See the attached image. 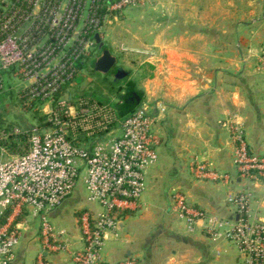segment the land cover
Segmentation results:
<instances>
[{
	"label": "crops",
	"instance_id": "1",
	"mask_svg": "<svg viewBox=\"0 0 264 264\" xmlns=\"http://www.w3.org/2000/svg\"><path fill=\"white\" fill-rule=\"evenodd\" d=\"M127 14L131 23L121 21L110 27L105 25L108 20L99 37L117 66L119 56L106 48L108 32L125 50L147 54L140 66L147 67L148 75L143 67L133 75L141 83L136 87L141 93L138 107L145 105L157 116L158 159L146 174L139 210L127 212L117 233L107 235L102 260L105 264L124 260L245 264L235 244L209 237L202 222L189 230L178 221L170 211V189L179 186L190 207L228 219L227 195L249 190L252 216L264 222V185L249 184L237 176L233 146L222 125L230 119L241 123L249 149L255 155L264 154V0H156L147 12L137 13L138 19H133L134 10ZM83 72L84 68L80 75ZM5 83L0 105L10 95L20 104L9 74ZM193 160L228 175L229 181L197 179L189 170ZM87 207L86 192L79 183L63 205L49 214L65 243L63 251L47 256L50 264H73L72 252L82 247L76 213ZM19 228L21 238L11 264H35L41 246L38 221L28 219Z\"/></svg>",
	"mask_w": 264,
	"mask_h": 264
},
{
	"label": "built area",
	"instance_id": "2",
	"mask_svg": "<svg viewBox=\"0 0 264 264\" xmlns=\"http://www.w3.org/2000/svg\"><path fill=\"white\" fill-rule=\"evenodd\" d=\"M150 4L149 0H0V96L9 74L23 108L37 104L35 109L45 118L31 129H14L13 134L26 137V148L0 162V264H11L21 238L19 224L28 219L38 221L41 246L35 264H50L47 256L65 249L63 232L55 230L49 214L79 183L89 207L76 213L82 247L72 252L73 264H105L102 250L107 235L117 233L127 212L140 208L146 174L158 159L157 116L145 105L138 107L104 137L77 146L67 136L75 132L76 121H85L92 111L58 94L80 76L78 63L95 55L94 36L100 35L108 16ZM222 125L233 146L237 176L264 185V154L249 149L241 123L230 119ZM189 170L200 180L230 179L197 160L189 163ZM225 206L231 219L190 207L179 186L170 189L171 214L189 230L202 222L206 235L235 244L245 264H264V222L251 214L249 190L227 195Z\"/></svg>",
	"mask_w": 264,
	"mask_h": 264
},
{
	"label": "rangeland",
	"instance_id": "3",
	"mask_svg": "<svg viewBox=\"0 0 264 264\" xmlns=\"http://www.w3.org/2000/svg\"><path fill=\"white\" fill-rule=\"evenodd\" d=\"M149 1L151 2V4L148 5L146 8L144 7L143 9L134 10L136 15H134L133 19H138L139 13L147 12V9L151 7L152 3L155 4L156 2V0H149ZM127 12L128 11H124L123 13H120V15H116V16L115 15L108 16L106 21L109 20V22H107L105 25L106 26L109 25L111 27L117 22H121V21L124 22L125 24L131 23L130 19L132 17H130V15H128ZM113 18H116V20H113ZM105 39H106L105 43L108 46L106 48H109V50H111L112 52H115L117 56H119L118 65L122 66L123 69L128 72V76L126 77L128 81L136 80V74L133 75V72L137 71L139 67H143V69L145 68L144 71H145V74H147L146 72L147 67H144V65L140 66V63L144 60V58L147 55L146 53L142 52L141 50L140 51H131L129 49L125 50L126 46L123 47L117 42L116 36L113 34V32H110V33L108 32V35L107 37L105 36ZM126 45L130 47L129 44H126ZM96 57L98 56L97 55L94 56L91 60H94ZM78 78H80L81 81L78 82L76 80L74 84L69 88V90L72 91L73 93H81V92L94 93L98 97H106L110 99V101L114 104H117V105L121 104V100H118L114 96L107 94V86L106 84H103V81L106 78L105 74L98 73V72L91 74V72L89 73V71H86V72H83V74L80 75ZM140 86H141V83L140 81H138L136 83V87L139 89ZM121 93L122 95L124 94V92H121ZM22 107L23 106H21L18 103V101L14 99V96L12 95H10V97L8 96V98L5 99V103L2 106L0 105V135L1 136L3 135L2 137L0 136V141H2V139H6L5 137L9 134V132H12L16 128L31 129L41 124V121H39V117L42 115L43 113L42 111L41 112L38 111V113L40 114H34V113H31L28 109L25 110ZM40 109H42V106ZM117 133L118 131H115L114 135ZM17 155L18 153H13L11 152L10 149L0 147V162L14 158ZM221 240H224V239H221Z\"/></svg>",
	"mask_w": 264,
	"mask_h": 264
},
{
	"label": "trees",
	"instance_id": "4",
	"mask_svg": "<svg viewBox=\"0 0 264 264\" xmlns=\"http://www.w3.org/2000/svg\"><path fill=\"white\" fill-rule=\"evenodd\" d=\"M99 58L96 57L94 60L85 59L78 63L79 68H84L86 71L97 73L95 69V62ZM106 78L103 84L107 86V94L114 96L116 99L121 100L122 93H126L128 90L135 91L140 94V91L136 88V81L127 80L123 78L121 80H116L109 74H105ZM78 82L81 81L80 78H76ZM131 82V86L128 84ZM58 97H62L64 100L78 108L88 109L92 111V114L85 120H77L75 126V132H70L67 139L77 146L88 144L91 140L99 139L104 137L111 128L117 126L118 122L122 120L119 116L120 105L114 104L110 99L106 97H98L94 93H73L69 89H65L58 94ZM140 104V103H139ZM94 107L105 108L102 112H96ZM138 107V106H137ZM37 104H32L28 110L34 114L38 113ZM124 118V117H123ZM45 119L43 116L39 117V121ZM90 126L89 131L84 130L85 127ZM12 131V130H11ZM7 132V131H5ZM91 134L88 136V133ZM0 141V147L10 149L13 153L22 154L26 148V137L24 135H15L12 132Z\"/></svg>",
	"mask_w": 264,
	"mask_h": 264
},
{
	"label": "water",
	"instance_id": "5",
	"mask_svg": "<svg viewBox=\"0 0 264 264\" xmlns=\"http://www.w3.org/2000/svg\"><path fill=\"white\" fill-rule=\"evenodd\" d=\"M95 42L97 44V50L100 52L103 48V42L100 40L99 35H95ZM95 69L98 73L107 74L109 73L116 80H121L128 76V72L122 67L116 65L115 58L107 50L103 51L99 58L95 62ZM131 86V82L128 84ZM141 101V93H137L132 90H128L123 94L121 98V106L119 109V116L121 118L132 113Z\"/></svg>",
	"mask_w": 264,
	"mask_h": 264
},
{
	"label": "flooded vegetation",
	"instance_id": "6",
	"mask_svg": "<svg viewBox=\"0 0 264 264\" xmlns=\"http://www.w3.org/2000/svg\"><path fill=\"white\" fill-rule=\"evenodd\" d=\"M103 51H105V48H104V47L101 49V51H100V52L98 51V56H100V55H101V53H102ZM107 74H109V73H107ZM109 75H110V74H109Z\"/></svg>",
	"mask_w": 264,
	"mask_h": 264
}]
</instances>
